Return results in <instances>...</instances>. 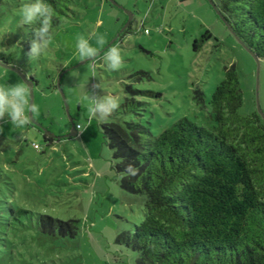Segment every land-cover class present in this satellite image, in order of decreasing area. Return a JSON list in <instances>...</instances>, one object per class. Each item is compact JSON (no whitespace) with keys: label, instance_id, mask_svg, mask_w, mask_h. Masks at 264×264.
<instances>
[{"label":"rangeland","instance_id":"rangeland-1","mask_svg":"<svg viewBox=\"0 0 264 264\" xmlns=\"http://www.w3.org/2000/svg\"><path fill=\"white\" fill-rule=\"evenodd\" d=\"M115 1L120 7L75 0L74 14L56 27L54 43L37 60L28 57L31 26L19 24L23 0L0 6V53L12 54L10 65L34 80V100L26 80L2 63L0 82L23 81L36 105L24 127L0 119V264H136L138 253L117 238L144 221L145 199L121 188L103 124L141 121L155 137L183 118L210 127L211 97L232 65L243 92L240 113L258 112L257 93L264 112V59L258 74L256 60L209 0ZM130 14L131 28L121 37ZM207 34L196 51L194 41ZM80 36L98 49L95 58L79 55ZM113 45L124 57L116 71L102 59ZM139 71L150 77H130ZM127 85L148 93L134 97L143 102L142 111L125 107L132 99ZM197 88L204 93L202 105L194 98ZM86 95L116 97L121 107L107 118H91ZM72 121L77 134L69 136ZM44 218L71 224L76 235L45 233Z\"/></svg>","mask_w":264,"mask_h":264},{"label":"trees","instance_id":"trees-1","mask_svg":"<svg viewBox=\"0 0 264 264\" xmlns=\"http://www.w3.org/2000/svg\"><path fill=\"white\" fill-rule=\"evenodd\" d=\"M213 1L241 41L264 59V0ZM49 2L56 11L55 27L74 14L75 0ZM210 37L195 40L194 49ZM12 59L0 53L3 65ZM225 70L210 100V127L183 118L155 137L141 121L102 125L121 188L145 199L144 221L117 238L138 253L136 264H264V121L256 111L240 113L239 74L234 65ZM130 77L150 76L139 71ZM126 89L132 99L125 107L142 111L143 102L134 97L148 93ZM194 98L205 102L199 88ZM43 224L45 233L76 235L69 223L44 218Z\"/></svg>","mask_w":264,"mask_h":264},{"label":"clouds","instance_id":"clouds-1","mask_svg":"<svg viewBox=\"0 0 264 264\" xmlns=\"http://www.w3.org/2000/svg\"><path fill=\"white\" fill-rule=\"evenodd\" d=\"M18 15L19 24L31 26L34 33L28 57L37 60L54 43L56 11L49 0H23ZM76 48L84 58H95L98 54V49L86 36L77 39ZM102 59L109 69L116 71L122 67L124 57L121 48L113 45L104 51ZM85 100L91 118H107L121 107L119 99L112 96L86 95ZM34 111L36 105L30 102V91L23 81L15 84L0 82V119L11 121L16 127H24L30 122L29 113Z\"/></svg>","mask_w":264,"mask_h":264},{"label":"water","instance_id":"water-1","mask_svg":"<svg viewBox=\"0 0 264 264\" xmlns=\"http://www.w3.org/2000/svg\"><path fill=\"white\" fill-rule=\"evenodd\" d=\"M112 5L114 6H119V4L115 1V0H108ZM210 3L212 4V6L215 8V10L217 11L218 15L222 18V20L224 21V23L226 24V26L229 28L230 32L235 36V38L237 39V41L254 57V59L256 60L257 64H258V74L260 73V58L250 49L248 48L242 41L241 39L236 35V33L234 32L233 28L227 23V21L224 19V17L222 16V14L220 13V11L218 10L216 4L214 3L213 0H209ZM120 7V6H119ZM133 20V15L130 14L128 16V20H127V23L125 24L124 28H123V31H125L131 24ZM5 68L7 69H10V70H13L15 72H17L18 74H20L27 82L28 86L31 88V92H32V95H33V100H34V94H33V80L30 78L28 80L27 76L21 72L19 69L11 66V65H3ZM60 82H61V78L58 79L57 81V86L58 88L62 91L61 87H60ZM63 92V91H62ZM63 94V97H64V100H65V108H66V111L69 113V106H68V103H67V100H66V97H65V94ZM257 105H258V114L261 116V118L263 119L264 121V112L260 106V102H259V97H258V93H257ZM72 127H73V131L69 134V136H72V135H76L77 134V129H76V126L74 124V122L72 121ZM52 137L54 138H57L59 139L60 137L59 136H56L54 134H52Z\"/></svg>","mask_w":264,"mask_h":264},{"label":"built area","instance_id":"built-area-1","mask_svg":"<svg viewBox=\"0 0 264 264\" xmlns=\"http://www.w3.org/2000/svg\"><path fill=\"white\" fill-rule=\"evenodd\" d=\"M79 127H80V126L78 125V126H77V128H79ZM35 147L37 148L38 146H37V145H35Z\"/></svg>","mask_w":264,"mask_h":264},{"label":"flooded vegetation","instance_id":"flooded-vegetation-1","mask_svg":"<svg viewBox=\"0 0 264 264\" xmlns=\"http://www.w3.org/2000/svg\"><path fill=\"white\" fill-rule=\"evenodd\" d=\"M133 21V20H132ZM131 24H132V22H131ZM131 24H130V26H131Z\"/></svg>","mask_w":264,"mask_h":264}]
</instances>
